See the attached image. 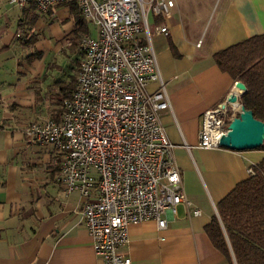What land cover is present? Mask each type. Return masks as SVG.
Returning a JSON list of instances; mask_svg holds the SVG:
<instances>
[{"label":"crops","instance_id":"0c3cea01","mask_svg":"<svg viewBox=\"0 0 264 264\" xmlns=\"http://www.w3.org/2000/svg\"><path fill=\"white\" fill-rule=\"evenodd\" d=\"M174 3L171 20L161 23L168 35L154 32L151 42L171 103L159 121L189 206L167 211L163 229L155 221L130 225L121 252L131 264H229L205 227L264 150L203 149L198 131L202 114L233 93L236 83L212 56L264 33V0H224L206 31L199 21L204 0ZM54 17L67 21L52 27ZM74 34L67 4L41 13L32 2L17 7L0 0V264H103L84 225L83 199L56 180L63 153L25 133L30 123L60 119L62 88L79 58L70 47ZM157 88L156 82L147 85L149 93Z\"/></svg>","mask_w":264,"mask_h":264},{"label":"built area","instance_id":"2783aa9c","mask_svg":"<svg viewBox=\"0 0 264 264\" xmlns=\"http://www.w3.org/2000/svg\"><path fill=\"white\" fill-rule=\"evenodd\" d=\"M65 0H9L24 7L32 2L46 13ZM82 17L97 32L79 43L82 60L72 96L59 121L33 122L25 133L36 143L63 153L56 180L67 193L83 199L84 225L103 264H131L121 252L128 227L155 221L177 205L188 207L173 145L159 121L171 110L161 79L152 33L168 35L174 0H76ZM200 42L198 43V45ZM150 82L157 90L147 91ZM230 93L200 120L198 147L219 148L228 123L240 111ZM253 174L252 166L246 169ZM197 214L198 211H194Z\"/></svg>","mask_w":264,"mask_h":264},{"label":"trees","instance_id":"16d2710c","mask_svg":"<svg viewBox=\"0 0 264 264\" xmlns=\"http://www.w3.org/2000/svg\"><path fill=\"white\" fill-rule=\"evenodd\" d=\"M62 4L68 5L73 16L75 34L70 47L72 52L78 50L79 58L75 75L62 88L61 115L64 102L72 96L83 57L79 43L86 36L93 37L76 0H65L58 5ZM212 57L222 72L234 82L244 84L246 92L240 97V104L264 123V33L235 43ZM258 149L264 150V143ZM252 169V175L237 183L217 203L218 216H213L205 227L213 247L229 264H264V158Z\"/></svg>","mask_w":264,"mask_h":264},{"label":"water","instance_id":"95a60500","mask_svg":"<svg viewBox=\"0 0 264 264\" xmlns=\"http://www.w3.org/2000/svg\"><path fill=\"white\" fill-rule=\"evenodd\" d=\"M234 88L238 93L229 97V101L238 102L246 92V87L241 82H236ZM264 143V123L255 119L251 111L245 110L240 105V111L231 119L227 132L219 140V147L232 151H246L258 149Z\"/></svg>","mask_w":264,"mask_h":264},{"label":"rangeland","instance_id":"374dc122","mask_svg":"<svg viewBox=\"0 0 264 264\" xmlns=\"http://www.w3.org/2000/svg\"><path fill=\"white\" fill-rule=\"evenodd\" d=\"M8 2H9V0H8ZM204 3L201 5L202 10H201V14L199 15L200 16L199 21L203 20V22H205V31H206V29L208 27H212V25L217 21V18L219 17V14L224 7V5H223L224 0H204ZM10 4L12 5V3H10ZM14 6H16V5H14ZM53 20H54V23L52 24V27H54V25L61 26V25L65 24L67 21L66 18L60 19L58 17H54ZM88 26H89L91 36L95 37L97 34L95 27L91 23H89ZM68 28H64V30H67ZM64 59L62 57H60V55H56V60L58 62H66L67 59L66 58H64Z\"/></svg>","mask_w":264,"mask_h":264},{"label":"bare ground","instance_id":"6f19581e","mask_svg":"<svg viewBox=\"0 0 264 264\" xmlns=\"http://www.w3.org/2000/svg\"><path fill=\"white\" fill-rule=\"evenodd\" d=\"M236 93H238V91L234 88L233 94H236ZM219 148H221V147H219Z\"/></svg>","mask_w":264,"mask_h":264}]
</instances>
